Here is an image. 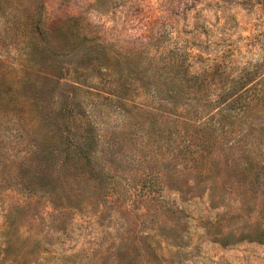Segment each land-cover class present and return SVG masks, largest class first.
Masks as SVG:
<instances>
[{
  "label": "rangeland",
  "instance_id": "rangeland-1",
  "mask_svg": "<svg viewBox=\"0 0 264 264\" xmlns=\"http://www.w3.org/2000/svg\"><path fill=\"white\" fill-rule=\"evenodd\" d=\"M0 264H264V0H0Z\"/></svg>",
  "mask_w": 264,
  "mask_h": 264
},
{
  "label": "trees",
  "instance_id": "trees-1",
  "mask_svg": "<svg viewBox=\"0 0 264 264\" xmlns=\"http://www.w3.org/2000/svg\"><path fill=\"white\" fill-rule=\"evenodd\" d=\"M183 74L175 73L173 75V81L172 86L173 88L178 92L180 89L185 88L190 84V79L195 78L198 76H190L187 73V70L184 69ZM247 74V73H246ZM245 73L242 74L241 79L238 81V83H234L229 85L225 89V91L220 95L221 102L225 100V104L227 106H234V103L239 101L245 93H248L250 91V88L248 85H246V81L241 83L243 77L247 78L248 75ZM250 74V73H248ZM81 139L77 141L76 143H72L71 139H67L64 141L66 143V153L71 154L75 152L77 156L80 158V160L83 163L84 167V176H86L88 179L92 176V172L90 173V170L93 168V162H94V155H95V149L94 146V136L92 134H83L79 136ZM71 156H69V159ZM88 172V173H85ZM98 175H104V173H97Z\"/></svg>",
  "mask_w": 264,
  "mask_h": 264
}]
</instances>
